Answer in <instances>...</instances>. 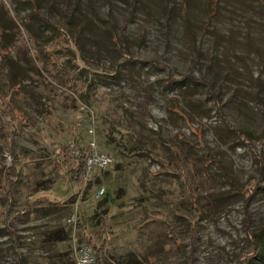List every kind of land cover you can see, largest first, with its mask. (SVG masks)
<instances>
[{"label":"rangeland","instance_id":"1","mask_svg":"<svg viewBox=\"0 0 264 264\" xmlns=\"http://www.w3.org/2000/svg\"><path fill=\"white\" fill-rule=\"evenodd\" d=\"M0 58V264H78L103 214L106 264H264V0H0ZM90 139L107 167L52 169Z\"/></svg>","mask_w":264,"mask_h":264},{"label":"trees","instance_id":"2","mask_svg":"<svg viewBox=\"0 0 264 264\" xmlns=\"http://www.w3.org/2000/svg\"><path fill=\"white\" fill-rule=\"evenodd\" d=\"M43 23L45 22L44 20ZM45 25L49 23H44ZM51 37L55 40H59V43L64 46L65 43L68 42L67 38L64 37V35L54 33V30L51 32ZM65 48V46H64ZM67 48V47H66ZM2 64V59L0 58V66ZM80 72V68L76 67L74 70H72L69 73L68 76V82L69 86H72V83L77 78L78 74ZM190 80L194 83H199L202 85L207 86V91L210 93V95L213 97L215 101H217V95L212 91V85L210 81L204 79L203 77H195L189 72H185L182 74L181 78L178 80L175 79H169L171 82H177V81H184V80ZM8 95L4 94L2 91H0V134L4 136L6 141L10 144L11 147L14 145V135L17 134L19 131L17 128L12 129L10 132H7L9 128V123L7 121H2V117L7 114L9 110V100L7 99ZM219 114H222L221 109L217 108ZM17 115L21 118V120L26 119V117L23 114L17 113ZM222 119L225 123V126L227 129H229L234 135H236L238 138L241 139H248L247 133H245L242 129L233 127L230 123H228L225 120V117L222 116ZM244 136V137H243ZM61 150L57 153V156L60 158L52 160V169L54 171H63L66 173V175L69 177V180L71 183H78L81 182L84 179L85 174V159L87 154L91 151V148L86 143L83 144H77V149L79 153H74L71 149H68L67 147L61 146ZM8 174V173H7ZM9 191V186L6 187ZM10 210H11V203L8 202L7 205L0 211V229H2L4 232L8 233L11 241V248L13 250H16V248L19 246V236L16 233V228L13 224L14 218H17L19 214L23 213V210L18 211L14 217H10ZM98 223L101 228V235L95 236L94 234L90 233L86 237H84L83 242L84 246L89 248L92 255H93V264H106V260L103 258L102 253L104 252L106 248V240L104 237V227L106 226V216L103 214L98 218ZM261 245L260 241H256V244L254 246V254L250 257H245L243 259L238 260L236 264H251L254 257L260 254L261 252ZM178 246L179 243H178ZM189 250V258L190 261H193V248L190 247ZM24 257L23 254L19 253V258L16 264H20L22 258Z\"/></svg>","mask_w":264,"mask_h":264},{"label":"built area","instance_id":"3","mask_svg":"<svg viewBox=\"0 0 264 264\" xmlns=\"http://www.w3.org/2000/svg\"><path fill=\"white\" fill-rule=\"evenodd\" d=\"M91 151L87 154L85 159V174L84 179L88 178L95 170H101L107 167L112 162V157L104 151L98 149L92 139L87 143ZM74 153H79L78 149H71ZM105 193V188L99 186L95 191V197L99 198ZM78 264H93V255L89 248L85 247L79 255Z\"/></svg>","mask_w":264,"mask_h":264}]
</instances>
